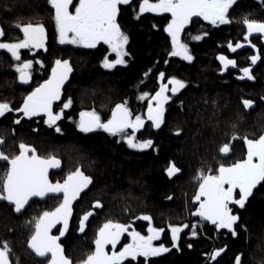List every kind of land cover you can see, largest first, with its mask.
I'll return each instance as SVG.
<instances>
[{"label": "trees", "instance_id": "trees-1", "mask_svg": "<svg viewBox=\"0 0 264 264\" xmlns=\"http://www.w3.org/2000/svg\"><path fill=\"white\" fill-rule=\"evenodd\" d=\"M139 3L140 0H131L130 4L120 6L118 23L129 37L126 63L107 69L102 63L105 57L109 58L106 45L89 50L56 44L54 12L48 0H0V24L4 36L9 37L7 40L19 38V24L45 26L48 52L37 55L39 62L31 58L33 71L45 78L44 70L57 59L68 60L72 68L61 100L53 105V111L59 112L71 98L72 103L63 109L61 119L49 125L45 117L24 116L22 111L0 116V151L18 154L23 142L42 157L55 156L60 165L52 169L53 182H63L77 168L92 177L88 187L72 202L68 228L58 241L73 264L94 251L98 230L108 220L129 225V229L142 235L147 234L149 224L164 229L159 242L169 250L147 258V264H235L236 256H240L241 264H264V182L253 189L243 208L234 203L229 205L239 217L234 224L236 235L208 223L196 230L197 236L189 235L190 223L199 218L195 214L199 204L193 199L199 187V173L207 175L211 170L214 175L220 164L244 158L247 152L244 138L264 135V46L255 38L250 39L251 43L244 40L248 42L246 48L232 51L228 47L229 43L244 42L245 18L264 21V0H234L227 23L212 25L194 19L182 34L189 44L191 61L169 55L171 37L165 31L169 14L147 12L137 19ZM197 34L202 39H191ZM257 54L260 59L253 64L251 56ZM219 55L234 59L238 70L220 76L216 59ZM21 56L17 61L0 50V102L8 101L13 109L22 106L28 93L16 79L15 65L30 59L23 50ZM244 67L250 68L252 78L241 81L237 77ZM161 72L165 73L163 81L159 78ZM171 76L184 80L185 87L173 95L167 93L171 99L164 105L162 126L155 128L146 117L149 98L140 99V95L143 92L154 95ZM245 99L253 104L245 107ZM118 103H126L133 118L136 115L144 118V129L136 138L151 139V147L135 150L119 134L102 129L86 133L79 129L81 112L94 110L102 120H107ZM225 143L230 147L228 153L220 152ZM170 162L180 169L172 176L166 171ZM7 167L0 160V177ZM62 200V193L36 197L25 211L17 212L0 199V247L8 243L12 264H47L50 254L38 259L29 251L28 240L35 218L53 210ZM97 200L99 206L95 204ZM85 212L91 215L80 231L79 222ZM144 215L151 220H144ZM169 224L188 225L182 228L175 245L169 235ZM61 227L62 221L53 227L51 234L59 236ZM128 238L127 233L122 234L119 247L128 243ZM216 248L224 250L215 260L209 259L208 254ZM123 264H145V258H127Z\"/></svg>", "mask_w": 264, "mask_h": 264}, {"label": "snow or ice", "instance_id": "snow-or-ice-1", "mask_svg": "<svg viewBox=\"0 0 264 264\" xmlns=\"http://www.w3.org/2000/svg\"><path fill=\"white\" fill-rule=\"evenodd\" d=\"M48 2L54 9L53 19L59 33L60 43L69 42L94 48L103 41L112 52L116 53L115 60L104 58L102 63L105 68L126 63L124 59L127 54L125 45L129 37L118 23L117 17L121 10L120 6L130 4V0H79L75 5H73V0H48ZM233 3L234 0H155V2L140 0L137 19L140 14L145 12L169 13L171 18L165 28L171 37L172 50L169 55L182 56L185 60L191 61L193 57L189 44L182 39V33L186 26L192 23L194 17H202L212 25L230 22L227 13ZM72 7H74V11L70 10ZM243 23L247 28L246 37L253 33L264 34V21L245 18ZM18 26L23 33L22 39L13 42L0 39V50H6L17 61L21 59V49L44 48L47 39L46 29L42 23L28 22ZM202 35H207V33ZM202 35H192L191 39L200 40ZM2 37H4V30L0 28V38ZM249 43H251L250 40ZM251 46L256 47L255 44ZM228 47L235 51L241 47V43H236L235 47L229 43ZM218 58L224 68L236 64L234 59H229L225 55H220ZM258 59H260L258 54L251 56L253 64ZM32 64V60H24L15 65L19 72V79L24 83L31 79ZM71 71L72 68L68 60L57 59L49 78L25 96L20 108L13 109L8 101L0 102V116H4L10 111H22L24 116L28 117L45 113L47 115L45 123L55 125L56 121L63 116V109L68 108L72 103L69 97L59 112L53 111V102L60 100L61 86L68 79V74ZM241 71L245 76L252 78L249 67H244ZM159 78L163 81L165 73H159ZM169 85H171L170 88ZM184 87V80L171 76L168 77L167 84H160L154 95H150L148 92L141 93L140 99L149 98L147 119L152 121L154 127L159 128L163 123L164 105L171 99L167 93L169 91L173 94L177 93ZM243 104L248 107L253 104V101L245 99ZM15 122L19 123V120ZM78 127L83 132L103 129L112 135L119 134L127 141L128 146L134 149L149 148L153 144L151 139L138 140L136 138L137 130L144 127V118L141 115H136L133 118V113L126 103L116 104L107 120H102L100 114L94 110L81 112ZM128 129L132 130L131 133L127 131ZM56 131L60 132L61 129L57 127ZM244 140L247 144L246 156L228 165L220 164L214 175L211 174V170L207 175L201 171L198 176L199 189L193 197L199 204L195 211L196 215L204 221L210 222L216 229L231 230L232 235H236L234 224L239 217L233 214V210L229 206L230 203L243 208L253 189L264 182V135L255 139L245 137ZM229 151L230 147L227 143L220 148L222 153ZM0 160L8 165L3 176L0 177V199L12 202L17 212H21L32 197L62 193L63 200L57 207L51 211H44L35 218L34 230L28 240V245L41 257H48L50 254L47 264H73L72 260L65 255L64 248L58 241L68 228L72 202L91 183L92 177L85 175L77 168L74 172H70L63 182L57 180L53 183L49 179V169L58 167L60 161L55 156L45 158L38 155L34 147L23 142L19 144L18 154L9 155L0 151ZM166 171L169 176H172L180 169L176 167L175 163L170 162ZM95 204L99 206L100 201L97 200ZM90 215L91 212H85L83 218L80 219V231L84 230L85 221ZM143 219L150 221L151 217L144 215ZM61 221L63 227L58 229L59 236L52 235L51 229ZM168 227L171 229V239L175 245L182 228H186L188 225L169 224ZM196 227V224L191 225L192 236L198 234ZM128 231L129 225L108 220L98 230L94 241V251L87 254L85 259L78 261V264H123L129 257L133 259L143 257L147 264V258L169 250L164 244H153V241L164 229L149 224L148 235H142L133 229L129 232L130 242L123 244L119 251H116L122 234ZM107 245H111L110 253L106 250ZM188 247H192V245L189 244ZM223 250V248H216L208 254L209 259L215 260ZM10 252L11 249L5 242L0 247V264H12ZM235 260L236 264H241L240 256H236Z\"/></svg>", "mask_w": 264, "mask_h": 264}, {"label": "flooded vegetation", "instance_id": "flooded-vegetation-1", "mask_svg": "<svg viewBox=\"0 0 264 264\" xmlns=\"http://www.w3.org/2000/svg\"><path fill=\"white\" fill-rule=\"evenodd\" d=\"M194 19H202V18H193V20ZM191 24V23H190ZM187 27V26H186ZM18 29H20V27L18 28ZM46 34H47V32H46ZM19 38L18 39H22L23 38V36L21 35V33H20V30H19ZM258 38V37H257ZM256 38V39H257ZM0 39H2L3 41H6V42H13V41H9V40H6V37L4 36V37H2V38H0ZM48 39H49V37H48V34H47V39H46V41H45V47L44 48H29V49H21L20 50V53L22 52V50H23V52H25V53H29V60H31V58L32 57H34V58H36L37 59V61L39 62L40 60L38 59V57H37V55L39 54V55H45L47 52H48ZM250 39H255V38H250ZM250 39H246L247 41L248 40H250ZM259 40L262 42V40H261V38H259ZM15 41V40H14ZM100 45H104V43H102V41L101 42H99L98 44H97V46H100ZM68 46H71V45H68ZM96 46V47H97ZM83 48H87V49H89V50H92V49H94V48H89V47H86V46H84ZM6 51V50H5ZM22 57V56H21ZM56 61V60H55ZM55 61L49 66L50 68L49 69H45L44 70V74H46V76H45V78H43L42 77V75H39V74H37L35 71H33V68L31 67V69H30V72H31V79L29 80V85H27V86H25V85H23V84H21V80L19 79V73H18V76H17V79H18V81H19V84H21V86L25 89V90H28V93L29 92H31L35 87H37L40 83H42L44 80H46V79H48L49 78V76L51 75V69H52V67L55 65ZM44 66V65H43ZM221 71V70H220ZM37 74V75H35V73ZM227 72H230V71H226V73ZM225 73V74H226ZM72 74V71L68 74V79L64 82V84H63V86H62V89H61V96L63 95V93H64V90H65V85L67 84V82H68V80L70 79V75ZM224 74V75H225ZM224 75H222V76H224ZM241 75H243L242 74V72H241ZM36 76H38V78H39V81L37 82V78H36ZM239 77V76H238ZM248 77V76H247ZM171 87V85H169V88ZM170 92V91H169ZM27 93V94H28ZM171 93V92H170ZM26 94V95H27ZM172 94V93H171ZM175 94V93H174ZM25 95V96H26ZM173 95V94H172ZM25 96L23 97V99H22V101L24 100V98H25ZM61 100V99H60ZM59 100H57V101H54L53 102V105L54 104H56L57 102H58ZM23 104V103H22ZM146 117H147V111H146ZM164 117V116H163ZM79 120H80V116H79ZM145 120H144V124H145ZM148 122H150L152 125H153V123H152V121H149L148 120ZM161 126H162V124L160 125V127L159 128H161ZM154 127V126H153ZM156 128V127H155ZM143 129L144 128H141V129H139L137 132H138V134H140L142 131H143ZM96 131V129L94 130V131H91V132H95ZM129 133H131V129H128L127 130ZM90 133V132H89ZM126 143H127V141H126ZM128 145V144H127ZM132 149V148H131ZM134 149V148H133ZM135 150H137V149H135ZM52 169H54V167L53 168H50L49 169V172H50V170H52ZM49 179L51 180V176H50V174H49ZM53 182V181H52ZM53 183H55V182H53ZM88 187V186H87ZM86 187V188H87ZM86 188H84L83 190H85ZM82 190V191H83ZM81 191V192H82ZM237 192H238V189L236 190ZM79 197V196H78ZM77 197V198H78ZM76 198V199H77ZM75 199V200H76ZM232 203H230V205H231ZM53 229V228H52ZM121 240H122V236H121V239H120V241H119V243L121 242ZM118 243V244H119ZM117 244V245H118ZM106 249L109 251V249H111L112 250V248H111V245H108L107 247H106ZM110 253V252H109Z\"/></svg>", "mask_w": 264, "mask_h": 264}, {"label": "rangeland", "instance_id": "rangeland-1", "mask_svg": "<svg viewBox=\"0 0 264 264\" xmlns=\"http://www.w3.org/2000/svg\"><path fill=\"white\" fill-rule=\"evenodd\" d=\"M131 1V0H130ZM79 2V0L77 1V2H75V3H73V5H75V4H77ZM151 2H155V0H152ZM70 10H72V11H74V7H72V8H70ZM53 12H54V9H53ZM145 13H147V12H145ZM150 13H152V12H150ZM153 14H156V15H158V14H164V13H153ZM165 14H169V13H165ZM170 16V15H169ZM170 18H171V16H170ZM200 18H202V17H200ZM203 19V18H202ZM207 22H209V21H207ZM1 25V24H0ZM3 27V26H2ZM183 34V33H182ZM7 38H9V37H7ZM7 38H6V40H7ZM245 40V37L243 38V41ZM62 44V45H74V46H76V47H79V48H83L84 47V45H77V44H71V43H69V42H65V43H60V41H59V33L57 32V38H56V44ZM102 43H104L103 41H102ZM236 43H238V42H236ZM236 43H235V45H236ZM239 43H241V47L240 48H237V49H242V48H246L247 46H248V42L247 41H244V42H239ZM104 45H106L107 47H108V53H109V60H115L116 59V53H114V52H112L111 51V49H110V47L107 45V44H105L104 43ZM235 45H233V47H235ZM126 46V45H125ZM126 56V55H125ZM124 56V57H125ZM118 65V64H117ZM117 65H115L114 67H116ZM120 65H122V64H120ZM114 67H112V68H114ZM108 69V68H107ZM109 69H111V68H109ZM17 73H19L18 71H17ZM17 76H18V74H17ZM17 76H16V79H17ZM241 77H244L243 75H240ZM246 79H250L249 77H244V79L243 80H246ZM21 85V84H20ZM154 103V102H153ZM16 112V111H15ZM16 113H20V112H16ZM35 116H37V117H40V118H42L43 119V117H45V120H47V115L46 114H44L43 116H40V115H38V114H36ZM150 121V120H149ZM138 131V130H137ZM138 134V132H136V135ZM145 149H147V148H145ZM137 150H140V151H142V150H144V149H137ZM29 154H31V153H29ZM60 165V164H59ZM54 169H56V167H54ZM53 173H55L53 170H50V172H49V174H53ZM28 207V206H27ZM200 220V219H199ZM194 222V221H193ZM198 222V221H197ZM191 225H192V222L190 223ZM133 229H129V231L128 232H125V233H127V235H128V243L130 242V240H131V237H130V235H129V232H131ZM193 230H191V228H190V231H189V235H191V232H192ZM124 233V234H125ZM149 233L147 232V234L146 235H148ZM169 235L171 236L172 234H171V230L169 231ZM159 239H160V235H159V237L156 239V240H154L153 241V244L154 245H159L160 244V242H159ZM123 245H121L120 247H119V245H117V248H116V251H118L121 247H122ZM156 256H158V255H156ZM154 257V256H153ZM127 259V258H126ZM128 259H133V258H131V257H129ZM137 258H135V259H133V260H136ZM235 264H236V262H235Z\"/></svg>", "mask_w": 264, "mask_h": 264}, {"label": "water", "instance_id": "water-1", "mask_svg": "<svg viewBox=\"0 0 264 264\" xmlns=\"http://www.w3.org/2000/svg\"><path fill=\"white\" fill-rule=\"evenodd\" d=\"M170 15V14H169ZM194 18H200V17H194ZM0 28H2L3 29V27L0 25ZM20 30V29H19ZM20 33H21V35L23 36V33H22V31L20 30ZM246 33H247V28H246ZM246 33H245V40L246 39H250V38H261V40H262V46H264V34H256V33H253V34H251V35H247V37H246ZM220 56V55H219ZM219 56H217L216 57V59H217V63H218V65H219V67H220V72H219V75L220 76H222V75H224L225 73H226V71H237L238 69H237V67H236V65L235 66H233V65H229L227 68H224V65H223V63L220 61V59L218 58ZM223 69V70H222ZM242 74H243V72H242ZM243 76L244 77H247V76H245L244 74H243ZM244 77H241V76H239V77H237V79L238 80H241V81H243V79H244ZM66 81V80H65ZM43 83V82H42ZM21 84H23V85H25V86H27V85H29V81L27 82V83H24V82H22L21 81ZM63 86V85H62ZM62 86H61V89H62ZM172 93V92H171ZM173 94V93H172ZM45 113H38V115H40V116H43ZM110 116H111V114H110ZM110 116H109V118H110ZM80 129V128H79ZM81 130V129H80ZM95 130V129H94ZM93 130V131H94ZM103 130V129H102ZM82 131V130H81ZM105 131V130H104ZM106 132V131H105ZM87 133V132H86ZM108 133V132H107ZM244 145H245V148H246V150H247V144H246V142L244 143ZM198 189H199V187H198ZM198 189H197V191H198ZM36 199V197H32V198H30V200H29V203L27 204V205H25V208L24 209H22L21 211H25V209L27 208V206H29L34 200ZM4 200V199H3ZM5 202L9 205V206H11V207H13L14 209H15V205L12 203V202H9V201H7V200H5ZM199 218H201V217H199ZM202 219V218H201ZM203 220V219H202ZM204 221V220H203ZM204 222H206V223H208V224H211L210 222H208V221H204ZM51 231H52V229H51ZM98 234V233H97ZM97 236V235H96ZM95 239H96V237H95ZM108 246V245H107ZM106 246V247H107ZM28 249H29V251L31 252V253H33L38 259L39 258H43V257H41V256H39V255H37L30 247H29V245H28ZM95 249V243L93 242V250ZM107 250V249H106ZM108 251V250H107Z\"/></svg>", "mask_w": 264, "mask_h": 264}, {"label": "built area", "instance_id": "built-area-1", "mask_svg": "<svg viewBox=\"0 0 264 264\" xmlns=\"http://www.w3.org/2000/svg\"><path fill=\"white\" fill-rule=\"evenodd\" d=\"M192 224L197 225V227H196V230H197V229H200L205 224V222L202 219H200V220L198 219V220L192 222ZM191 230H193V229L191 228Z\"/></svg>", "mask_w": 264, "mask_h": 264}]
</instances>
